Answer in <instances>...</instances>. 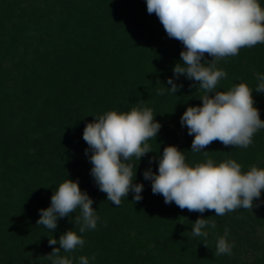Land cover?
Listing matches in <instances>:
<instances>
[{
	"label": "trees",
	"instance_id": "16d2710c",
	"mask_svg": "<svg viewBox=\"0 0 264 264\" xmlns=\"http://www.w3.org/2000/svg\"><path fill=\"white\" fill-rule=\"evenodd\" d=\"M259 3L264 8V0ZM182 50V43L169 38L158 17L147 12L146 0H0V264H51L43 256L59 244L50 246L48 239L59 240L70 229L86 243L60 254L87 256L90 264H215L225 255L209 254L204 243L211 236L204 241L191 235L201 216L223 226L231 220L249 240H260L263 247H256L257 256L248 264H264V190L253 211L217 216L214 210L200 214L165 204L144 179L145 170L158 171L167 145L182 150L190 166L211 158L217 165L233 159L243 172L252 165L264 169V129L247 148L214 141L204 149L208 157L191 151L194 137L180 118L187 107L202 105L203 93L185 75L174 77ZM243 51L217 63L227 77L216 90L246 84L264 120V93L255 91L260 81L253 73L254 65L264 72V44L251 47L246 52L251 57ZM168 78L183 87L157 95L161 87H171ZM134 107L151 108L161 129L148 141L152 152L130 161L137 165L134 182L144 185L142 200L135 203L130 192L116 206L91 176L83 131L95 116ZM150 158H155L151 164ZM67 179L78 180L93 199L99 216L95 230L79 233L78 209L59 219L54 232L36 225L39 210L50 206L53 192Z\"/></svg>",
	"mask_w": 264,
	"mask_h": 264
},
{
	"label": "clouds",
	"instance_id": "9594fccd",
	"mask_svg": "<svg viewBox=\"0 0 264 264\" xmlns=\"http://www.w3.org/2000/svg\"><path fill=\"white\" fill-rule=\"evenodd\" d=\"M147 12L155 14L169 38L182 43L180 52L183 63L173 69L177 79L185 75L198 84L202 90V105L189 106L180 118L187 127L188 135L193 136L191 151L202 152L214 141L225 147L247 148L253 143L254 134L264 129L260 110L255 107L253 91L244 83L237 84L228 91H217L227 72L217 67V63L227 57L238 55L241 48H251L264 44V8L259 0H146ZM210 56L212 59H206ZM260 83L256 92L264 93V75L258 76ZM170 88L161 87L157 95L165 91L175 94L183 85L168 78ZM192 85H190L191 87ZM156 116V115H155ZM149 107H134L129 112L108 111L95 116L86 124L83 140L91 152V176L107 200L119 206L122 198L133 193L135 203L142 200L144 185L135 183L136 167L130 161H140L152 152L148 141L156 138L161 124L155 119ZM155 158L149 159V164ZM144 179L151 181L153 194H160L165 204L175 203L181 210L203 214L214 210L215 215L224 216L238 209L252 210L264 190V169L255 165L246 172L241 164L226 159L218 165L208 158L203 163L190 166L186 157L176 145H167L159 156L158 171L151 168L143 173ZM93 199L82 191L78 180L67 179L59 185L51 196V204L40 209L36 225H42L54 232L58 220L74 217L80 234L95 230L99 221ZM241 219V216H237ZM216 228V221L197 218L192 224L191 235L204 241L209 235L207 227ZM51 253L43 256L51 264H90L87 256L68 257L61 255L83 248L86 241L76 231L68 230L59 240L49 238ZM204 245L207 247L206 242ZM233 243L225 235L216 241L214 256L232 255ZM95 254L91 260L95 261Z\"/></svg>",
	"mask_w": 264,
	"mask_h": 264
},
{
	"label": "rangeland",
	"instance_id": "374dc122",
	"mask_svg": "<svg viewBox=\"0 0 264 264\" xmlns=\"http://www.w3.org/2000/svg\"><path fill=\"white\" fill-rule=\"evenodd\" d=\"M249 50H250V48H248V47L241 48L240 51L241 52L243 51V53L241 55L251 57L252 54L250 52L248 54H246V52ZM253 69H254L253 70L254 76H256L257 79H258V76L264 75V72H262V74H260V72L257 69V66L255 67V65H254ZM257 159H260V161H261L263 159V154L259 153ZM225 216H227V214ZM247 220H249V216L246 218V221ZM223 223H225L226 226H223L222 223H219L216 221V228L215 229H212L210 226L205 229L206 231H208L209 236H211V238H209L210 239L209 242L206 243L207 246L209 247L208 252L210 254V253L215 251L217 239L221 236H224L225 231L227 230V240L229 243L234 244V247L232 249V255L229 256V255L225 254V256L223 257V260L213 259V260H215V262L214 261L213 262L215 264H248L249 262L254 261L255 257L257 256L256 247L257 248H258V246H260V248L263 247L261 245V241L260 240L259 241L258 240H249L247 238V232L240 230L237 227L236 223L232 222L231 220H225V221H223ZM249 228H250L249 225L246 226V229H249ZM258 232H259V228L257 229L256 233H258ZM169 234L171 236L173 235V233H169ZM253 236L256 237V235H254V234L252 235V237ZM263 241H264V239H263ZM151 247H152V245H144L145 250H148V248L151 249ZM218 257H221V256H218Z\"/></svg>",
	"mask_w": 264,
	"mask_h": 264
}]
</instances>
